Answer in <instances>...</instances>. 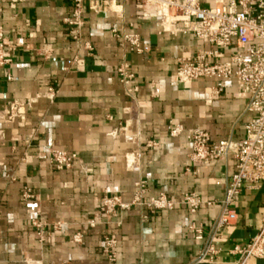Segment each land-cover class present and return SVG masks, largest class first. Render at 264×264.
Listing matches in <instances>:
<instances>
[{"label":"crops","instance_id":"obj_1","mask_svg":"<svg viewBox=\"0 0 264 264\" xmlns=\"http://www.w3.org/2000/svg\"><path fill=\"white\" fill-rule=\"evenodd\" d=\"M217 1L200 0L205 7ZM116 3L122 17L116 11L94 12L85 2L82 36L75 40L74 27L64 21L75 0H0V26L14 48L13 62L0 67V264H264V258L231 253L260 231L264 181L244 187L236 204L238 220L217 242L218 259L194 261L203 242L190 226H211L236 160L195 164L185 134H170L172 121L207 130L215 141L242 139L253 117L247 96L238 93L235 79L171 82L181 57L194 58L212 46L191 33L164 30L150 4ZM114 29L139 34L148 50L131 51ZM86 42L91 52L83 47ZM236 51L234 41L221 48L218 61ZM124 61L136 76L135 100L117 72ZM159 79L166 84L152 94V82ZM217 84L224 91L212 96ZM13 101L25 106L7 122L3 110ZM52 147L76 153L74 166L56 169L48 160ZM140 182L147 199L195 192L213 204L196 213L184 204L155 212L132 204L114 217L99 214L106 192L131 203ZM26 188L31 198H24ZM93 218L98 223L88 226ZM34 221L44 224L43 240ZM78 232L80 243L73 241ZM109 235L118 241L115 261L103 250Z\"/></svg>","mask_w":264,"mask_h":264},{"label":"built area","instance_id":"obj_2","mask_svg":"<svg viewBox=\"0 0 264 264\" xmlns=\"http://www.w3.org/2000/svg\"><path fill=\"white\" fill-rule=\"evenodd\" d=\"M150 4L156 14L161 17L164 30L191 33L199 40L212 46L210 50H203L193 57H181L176 72L170 76L175 83H191L202 78L217 81L235 79L238 93L247 96V110L253 117L245 125L246 135L239 140L223 139L215 141L211 133L199 127L184 128L182 125L170 122L171 136L177 137L185 134L190 143V160L195 164H208L217 160L233 157L236 160L234 173L229 177L224 197L219 202L220 210L211 226L206 229L204 224L192 222L190 228L195 238L203 242V247L195 262H215L221 249L217 242L223 239V230L235 224L238 220L236 204L245 186H259L264 181V0H231L225 3L218 0L217 4L205 7L200 0H137ZM87 2L94 12L116 11L122 17V8L116 9V0H75V9L71 16L64 19L65 23L74 27L73 38L80 40L82 36V12ZM168 25L172 28H168ZM115 36L128 44L131 51L144 53L148 48L141 44L137 33L119 32L113 30ZM235 41L238 51L224 62L218 61L221 57V48L230 46ZM89 52L93 50L89 42L83 44ZM14 48L6 42V31L0 26V67L13 62ZM210 59H217L211 61ZM121 83L127 87V92L135 100L134 93L137 86H131L135 73L131 71L128 62H122L117 69ZM11 79V77H9ZM166 79L152 82V94L156 89L165 86ZM50 92H55L50 88ZM224 91L222 84L212 87L211 95L218 96ZM22 102L13 101L3 110V119L7 122L15 121L24 108ZM48 160L58 170L69 169L74 166L78 155L65 149L52 147L48 150ZM4 161L0 158L1 168ZM146 187L144 182L137 184V190L131 203L122 200L119 194L106 192L102 198L99 214L106 218L117 216L119 210L130 208L132 204L144 205L151 212L157 210H172L178 204L186 205L191 213H196L203 206H211L212 201L204 200L195 192H186L179 199L160 193L158 196L145 198ZM24 198L33 196L32 190L26 188ZM39 230L40 239L43 240V226L40 222H33ZM97 220H91L88 226H95ZM82 233L73 236L76 243L82 242ZM118 241L115 236L104 238L103 250L109 261L117 257ZM231 253L241 259L251 257L264 258V220L259 233L250 241L236 244Z\"/></svg>","mask_w":264,"mask_h":264},{"label":"rangeland","instance_id":"obj_3","mask_svg":"<svg viewBox=\"0 0 264 264\" xmlns=\"http://www.w3.org/2000/svg\"><path fill=\"white\" fill-rule=\"evenodd\" d=\"M101 202H102V201H101ZM91 220H96V219H95V218H93V219H90L89 221H91ZM89 221H88V222H89ZM88 222H87V223H88Z\"/></svg>","mask_w":264,"mask_h":264},{"label":"bare ground","instance_id":"obj_4","mask_svg":"<svg viewBox=\"0 0 264 264\" xmlns=\"http://www.w3.org/2000/svg\"><path fill=\"white\" fill-rule=\"evenodd\" d=\"M168 28H172V26L168 25Z\"/></svg>","mask_w":264,"mask_h":264}]
</instances>
